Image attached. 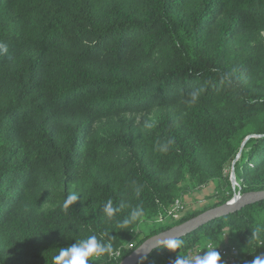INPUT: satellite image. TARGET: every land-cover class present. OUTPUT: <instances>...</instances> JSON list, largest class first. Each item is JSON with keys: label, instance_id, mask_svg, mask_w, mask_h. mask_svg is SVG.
Returning <instances> with one entry per match:
<instances>
[{"label": "trees", "instance_id": "16d2710c", "mask_svg": "<svg viewBox=\"0 0 264 264\" xmlns=\"http://www.w3.org/2000/svg\"><path fill=\"white\" fill-rule=\"evenodd\" d=\"M263 33L264 0H0V264H57L62 247L89 235L112 245L90 264H119L228 202L231 188L219 190L139 237L179 196L220 189L227 169L242 193L264 191ZM155 108L153 121L95 127ZM175 240L136 264H191L210 242L236 245L251 264L264 254V200Z\"/></svg>", "mask_w": 264, "mask_h": 264}, {"label": "rangeland", "instance_id": "374dc122", "mask_svg": "<svg viewBox=\"0 0 264 264\" xmlns=\"http://www.w3.org/2000/svg\"><path fill=\"white\" fill-rule=\"evenodd\" d=\"M262 36L264 37V33L262 34ZM158 115L159 112L156 108L152 109L148 114L144 112H138L130 115L129 113H127L121 115V117L118 118L113 117L110 121L102 119L95 124V127L98 132L102 133L106 131L110 122H123L134 120L135 123H139L143 118L150 119L153 121L157 118ZM225 175L228 179V182L226 180L221 181L220 189H218V183H210L206 186H202L201 188L192 189L184 195L179 196L178 199L182 208L180 207V209L175 213H169L164 219L155 218L153 220H150L146 225H144V227L141 228V230H139V237L142 238L146 236V234L150 232L154 227L161 225H174L182 216L191 213L194 210H202L205 205L214 203L221 197V193H218L219 190L223 192V190L231 188V190L233 191V197L237 195H242L243 193L239 191L240 181L237 179L234 169H227ZM227 194L228 192L226 191V195ZM56 205L57 204L45 202L41 205L40 209L48 210L55 207ZM259 256H261V254Z\"/></svg>", "mask_w": 264, "mask_h": 264}, {"label": "clouds", "instance_id": "9594fccd", "mask_svg": "<svg viewBox=\"0 0 264 264\" xmlns=\"http://www.w3.org/2000/svg\"><path fill=\"white\" fill-rule=\"evenodd\" d=\"M0 52H7V45L0 43ZM168 143H172L169 141ZM163 150H167L165 146ZM137 195H139V189H137ZM75 193L66 196L63 209L67 210L72 206L79 198ZM123 207V205H120ZM119 208H114L112 201L109 200L104 206V212L109 217L112 218L114 213L118 212ZM140 215V209H134L129 218H125L120 222L121 226L128 225L134 221ZM259 231V230H258ZM170 245H175L179 243L177 240L167 241ZM112 249L110 243L102 242L98 240L96 235H89L86 239L79 242H74L67 247H62L55 256L57 264H90V261L95 257L103 253H108ZM217 247L208 246L201 251L195 259V264H220L221 254L216 250ZM203 252V255L201 253ZM251 264H264V257L259 255L255 256Z\"/></svg>", "mask_w": 264, "mask_h": 264}, {"label": "water", "instance_id": "95a60500", "mask_svg": "<svg viewBox=\"0 0 264 264\" xmlns=\"http://www.w3.org/2000/svg\"><path fill=\"white\" fill-rule=\"evenodd\" d=\"M262 200H264V191L248 192L243 193L242 195H237L223 205L208 209L182 224L176 225L169 230L146 239L119 264H136L156 248L165 245L167 241L178 239L183 235L190 233L193 229L199 227L205 222L229 215L247 205Z\"/></svg>", "mask_w": 264, "mask_h": 264}, {"label": "built area", "instance_id": "2783aa9c", "mask_svg": "<svg viewBox=\"0 0 264 264\" xmlns=\"http://www.w3.org/2000/svg\"><path fill=\"white\" fill-rule=\"evenodd\" d=\"M180 203H179V199H176L171 211V213H175L180 209ZM182 208V207H181ZM208 246H212V247H217V251H219V253L221 254V261L220 264H240L239 263V259H240V250L236 245H230L227 243H219V244H215V243H208L206 244L204 247L199 248L194 250V252L192 254H190L189 257V261L191 264H195V259L196 257L199 255V253L201 251H203L206 247ZM206 251V250H204ZM120 253H116L115 256H118ZM201 255H203V252L201 253ZM261 256L264 257V254H261Z\"/></svg>", "mask_w": 264, "mask_h": 264}]
</instances>
